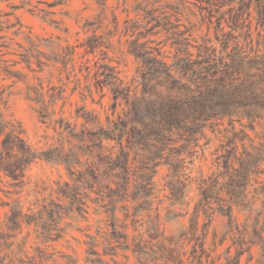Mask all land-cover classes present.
Returning a JSON list of instances; mask_svg holds the SVG:
<instances>
[{
    "label": "trees",
    "instance_id": "16d2710c",
    "mask_svg": "<svg viewBox=\"0 0 264 264\" xmlns=\"http://www.w3.org/2000/svg\"><path fill=\"white\" fill-rule=\"evenodd\" d=\"M60 1L56 0L55 4ZM205 2L210 8L209 25L215 17L212 9L236 3L216 18L213 38L206 35L198 44L188 38H176L171 44L174 47L171 57L161 48H146L136 41L130 43V53L140 62L139 91L138 86L131 90L124 85L112 68L104 67L101 75L104 76L103 85L109 87L112 95L113 113L117 107H123L122 115L116 120L108 118L106 127L85 107L77 109L75 124L63 117L55 120V111H48L38 92L35 101L42 105L40 118L48 126L53 125L59 136V146L33 151L23 139L20 127H12L4 133V127L0 126V171L14 185L22 182L27 167L37 159L63 165L70 179L59 185L56 192L67 205L50 202L38 217L21 216L12 209L7 217L8 231L20 230L23 223L34 224L40 230L39 237L52 241L51 234H46L50 229L46 222L60 220L62 213H88L83 208V199L90 190L97 195L96 211L105 214L104 223L110 229L103 236V255L114 258L117 249L130 250L137 263H141L148 255L149 244L140 236L130 239L126 221L130 219L135 224L140 213L151 210L155 191L153 179L160 166L168 168L165 188L169 192V206L165 220L186 217L187 210L182 214V207H189L185 202V171L189 163L186 159L200 147L199 142L206 138L208 130L218 131L226 144L223 153L216 158L217 171L200 180L199 198L181 237L194 243V255L198 248L203 254L212 215L218 212L228 219V233L237 254L257 245L264 263V52L261 51L262 48L264 51V0ZM91 45V52L99 47ZM79 119L83 122L78 130ZM225 121L229 130L221 129ZM90 125L94 128H89ZM257 126L262 132L258 144L254 145L245 130L255 131ZM246 138L251 142L249 148L243 142ZM110 140L116 142L118 150L114 154H104L103 142ZM237 141L241 142V152ZM130 187H133L131 193ZM130 200L135 203L132 214L126 205L118 206ZM175 207L180 212L174 211ZM117 210L124 215L121 224ZM235 212L244 215L242 226ZM201 216L205 221L200 228ZM158 220L159 213L155 220H150L151 239L159 236ZM56 230L57 233L61 231ZM100 230L98 228V233ZM9 237L0 233V240L8 247L11 246L6 243ZM88 237L86 262L104 264L97 250L100 243ZM195 258L201 264V257L196 255ZM0 264H5L3 259Z\"/></svg>",
    "mask_w": 264,
    "mask_h": 264
},
{
    "label": "rangeland",
    "instance_id": "374dc122",
    "mask_svg": "<svg viewBox=\"0 0 264 264\" xmlns=\"http://www.w3.org/2000/svg\"><path fill=\"white\" fill-rule=\"evenodd\" d=\"M205 1L61 0L60 4H55L56 0H0V126L4 127V133L12 127H20L26 144L36 152L60 145L53 125L48 126L40 118L42 105L35 101L36 92L41 94L48 111H55V120L63 117L75 124L77 109L85 107L106 127L108 118L116 120L122 115L123 107H117L113 113L112 95L109 87L103 85L104 76L101 75L104 67L112 68L123 84L134 90L139 83L140 62L130 53V43L136 41L146 48H161L166 56L171 57L174 53L171 44L176 38H188L197 44L206 35L213 38L216 18L236 3L212 9L215 17H212L213 24L209 25L210 8ZM225 30L229 28L225 27ZM90 44L99 47L91 52ZM261 51L264 52L263 48ZM82 122V119L78 120V130ZM236 128L239 130L240 126L236 124ZM221 129L229 130L227 121ZM245 132L257 145L262 130L257 126L255 131L246 129ZM243 142L246 148L250 147L247 138ZM225 144L222 134L208 130L206 138L199 142L200 147L186 159L189 163L185 171V202L189 207H182V214L188 211L186 217L165 220L169 206V192L165 188L168 168H157L151 210L140 213L135 224L130 219L126 221V233L130 239L140 236L149 244L148 255L141 263H137L130 250L117 249L114 258L103 255V236L110 229L104 223L105 214L96 211L98 205L94 200L97 195L90 190L83 199V208L88 213H62L60 220L46 222L50 228L46 234H51L52 241L39 237L40 230L34 224L27 226L23 223L20 230L8 231L7 217L12 209L21 216L38 217L50 202L67 205L56 192L59 185L70 182V179L63 165L41 159L27 167L19 184L14 185L0 171V233L11 236L6 240L10 247L0 240V259L5 264H88L86 242L90 241L89 235L100 243L97 250L104 264H199L196 255L201 257V264H264L257 245L237 254L228 233V219L218 212L212 215L203 254L198 248L194 255V243L181 237L199 198L198 184L202 178L217 171L215 161L223 153ZM237 145L241 152V142L237 141ZM103 146L104 154H114L118 150L112 140L104 141ZM132 191L133 187H130L129 192ZM122 205H126L132 214L135 203L130 200L118 206ZM174 211L180 212L178 207ZM158 213L159 236L151 239L150 220H155ZM235 216L242 226L244 215L235 212ZM117 217L119 223H123V212L117 210ZM204 221L201 216L200 228ZM56 229H60V233Z\"/></svg>",
    "mask_w": 264,
    "mask_h": 264
}]
</instances>
